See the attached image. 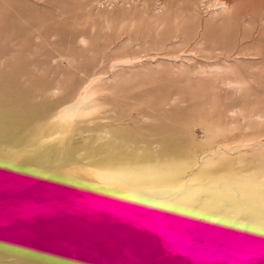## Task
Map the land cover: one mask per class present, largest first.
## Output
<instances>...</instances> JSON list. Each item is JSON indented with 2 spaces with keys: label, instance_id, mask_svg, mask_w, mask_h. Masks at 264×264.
<instances>
[{
  "label": "rangeland",
  "instance_id": "rangeland-1",
  "mask_svg": "<svg viewBox=\"0 0 264 264\" xmlns=\"http://www.w3.org/2000/svg\"><path fill=\"white\" fill-rule=\"evenodd\" d=\"M207 1L0 0V264H264V10Z\"/></svg>",
  "mask_w": 264,
  "mask_h": 264
},
{
  "label": "bare ground",
  "instance_id": "bare-ground-1",
  "mask_svg": "<svg viewBox=\"0 0 264 264\" xmlns=\"http://www.w3.org/2000/svg\"><path fill=\"white\" fill-rule=\"evenodd\" d=\"M205 1L206 3L208 2L207 0ZM211 2H212L211 7L213 8L212 12L215 13L218 10L220 11H225L227 9L229 10V8L233 6L236 13L235 18L237 20L240 19L242 16H244L243 15L244 13L253 18L255 17V15H257L260 9L264 10V0H211ZM258 21L260 20L258 19Z\"/></svg>",
  "mask_w": 264,
  "mask_h": 264
}]
</instances>
